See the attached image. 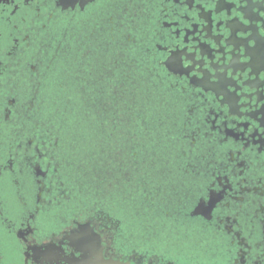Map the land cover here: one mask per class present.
I'll return each mask as SVG.
<instances>
[{
	"label": "flooded vegetation",
	"instance_id": "1",
	"mask_svg": "<svg viewBox=\"0 0 264 264\" xmlns=\"http://www.w3.org/2000/svg\"><path fill=\"white\" fill-rule=\"evenodd\" d=\"M18 3L19 7H15ZM212 5L216 7L213 9ZM241 17L248 23L244 24ZM0 18H5L13 39L20 38L23 44L22 37L27 34L35 41L32 48H26V54L17 53L0 64V91L6 104L16 107L15 124L20 126L6 134L15 138L34 135L35 142L43 144L59 132L66 141H74L76 147L82 143L87 146L84 152L72 151L66 162L69 167L62 169L82 186L68 185L74 195L66 207L60 208L64 219L54 225L55 232L47 239L50 248H58L61 238L67 243V235L73 229L61 232L65 224H74L75 230L84 234L81 243L91 242L104 260L164 264L168 256H176L169 264H179L184 256L177 249L191 254L211 253L218 248L212 231L180 213L181 182L187 178L178 168L174 166L172 173L154 176L145 183V172L150 171L145 160L150 159L155 142L164 145L174 131L177 109L189 114L191 109L196 110L202 122L196 136L207 140V144L212 141L201 135L205 128H218L221 136L226 135L237 146L247 144L232 164L243 172V183L235 171L226 179L221 175L219 182L223 186L219 194L231 199L233 209L229 211L238 209L243 218L253 216V223H258L255 204L264 200V69L259 73L256 69L264 55V0H181L179 7L171 0H119L88 21L63 17L50 32L37 31L40 21L28 4L0 0ZM129 30L137 40L136 44L128 41L129 48L139 54L131 65L116 54ZM110 37L120 38L109 44L106 54L120 72L115 91L107 85L102 87L101 75L110 67L107 60L97 59L91 72L79 67L92 59L80 55L85 48L98 45L104 53V42ZM167 52H179L192 62V71L182 73L181 78L187 76L189 89L201 88L202 94L175 100L174 90L165 92L163 86L153 87L149 77L153 54ZM33 61L43 75L34 70ZM161 95L165 99L171 96L175 103L161 102ZM80 129L84 135L78 137ZM216 134L212 132L213 136ZM188 140L186 136L181 143L187 146ZM207 144H201L200 155L183 158L180 167L211 170L208 165L216 157ZM82 154L86 155V165L81 161L79 164ZM219 170L224 171L222 165ZM117 178L122 181V190H128L125 185L137 190L144 185L147 195L138 194L135 202L127 206V218L115 234L111 230L97 234L89 227V217L94 225L107 221L110 214L114 222L120 214L109 207L106 195L109 182L114 183ZM165 179L170 182L166 184ZM255 212L259 213V209ZM236 219L224 217L225 225ZM262 235L264 231L257 228L251 237L243 231L234 236L235 264H264V248L248 243ZM116 244L120 247H114ZM36 247L10 248L8 255L37 264L33 259ZM161 252L163 255H158Z\"/></svg>",
	"mask_w": 264,
	"mask_h": 264
},
{
	"label": "snow or ice",
	"instance_id": "2",
	"mask_svg": "<svg viewBox=\"0 0 264 264\" xmlns=\"http://www.w3.org/2000/svg\"><path fill=\"white\" fill-rule=\"evenodd\" d=\"M21 2L35 9V19L40 21L37 31L50 32L52 26L63 17H68L72 21H88L94 16H98L109 6H114L119 0H21ZM171 2L177 7L181 4V0H171ZM196 2L199 3L200 0H196ZM15 7H19V3ZM215 7L212 5L213 9ZM185 13L191 15L187 9H185ZM109 15L111 14L109 13ZM4 20L5 18H0V64L5 63L8 58L17 55V53L26 54V48H32L35 43L27 34L22 37L23 44L20 38L13 39ZM241 20L244 24L248 23L243 17ZM261 35L264 36V33ZM119 40V37H116L115 40L110 37L109 41L104 42V53H101L98 45L92 44L80 53L85 59L92 58L88 60L87 64L82 62L79 66L88 72L92 71L93 64L97 59L107 60L110 67L106 74L101 75V80L104 82L102 87L110 86L113 91L116 89L115 81L119 79L120 72L111 63V57L106 54L109 51V44L119 42ZM123 40V47H120L116 54L122 59H126L129 65L134 64L139 54L132 51L128 44V41L131 44H136L134 32L132 30L125 32ZM36 51L38 52V48ZM191 63L179 52L153 54L149 69L153 87L159 89L160 86H163L165 92L174 90L175 100L202 94L201 88L189 89L188 84L185 83V80L188 79L187 76L181 78L182 73L192 71L189 67ZM32 64L38 75L44 74L37 66V62L33 61ZM65 64H67L66 61ZM253 67L256 66L253 65ZM260 69H264V55L260 57L259 68L256 69L258 73ZM44 71H48L47 67ZM142 75L143 73H141ZM261 78L264 79V76ZM199 83H203V81ZM175 100L171 96L167 99L163 95L160 96V101L167 105H173ZM13 105H15V101H13ZM15 115L16 107L7 105L4 94L0 91V264H28L27 259L10 257L9 249L23 250L33 245H37L33 249L36 252L33 259L37 261V264H90V248L83 246L81 241L84 234L76 231L74 224H65L61 229V232L69 228L73 229L67 235V243L61 238L60 246L56 249L50 248L47 243L52 232H55L54 225H58L64 219L60 208L66 207L72 201L74 193L68 185L74 184L77 188L82 186L81 182L72 179L70 172L62 170L69 167L66 163L68 155L72 151L79 153L81 149L76 147L74 141H66L59 132L43 144L36 143L34 135L21 138L9 137L6 131H11L13 127H20L15 124ZM212 123L215 124L216 121L213 120ZM224 126L226 127V125ZM172 128L174 131L166 137V143L161 145L159 141H156L149 152L150 159L145 160L148 169H150L145 172V183L154 176H164L166 172L172 173L174 166L178 168L187 178L181 182L183 195L180 200V213L198 222L202 228L212 231L217 238L218 245V248L213 249L211 253L200 251L188 254L177 249V252L184 256L179 260V264H235L233 245L236 241L234 236L243 231L245 236L251 237L257 228L264 231V215L259 214L264 213V200L255 204V209H259V213H256L254 209L255 220L258 223H253V216H248L245 219L238 209L229 211V209H233L231 199L224 198L219 194L223 186L219 182L221 175L226 179L230 173L235 171L240 182L243 183V172L237 171L232 167V164L236 160V154L243 153L247 144L235 145L226 135L221 136L218 128H205L201 133L203 137L212 141L211 144H207V140L198 139L196 133L200 132L202 122L195 109H191V114L177 109L173 116ZM213 131L217 133L215 136L212 135ZM186 136L189 138L187 146L181 143V140ZM202 143L207 144L215 153L216 159L208 165L211 170L195 169L190 171L187 165L180 167L183 158H193L201 154ZM49 144L51 148H49ZM25 145H29V147H25ZM241 158L243 159V157ZM221 165L224 168L223 172L219 170ZM42 167L43 170H41ZM33 168L36 169L35 172ZM76 171H79V166ZM169 182L168 179H165L166 184ZM121 183L119 178L114 183L110 181L106 191L109 207L120 214L114 217V222L110 214L107 221L94 225L89 217V227L93 232L101 234L111 230L115 234L117 229L122 227L123 220L127 218V206L135 202L138 194L147 195L144 185L138 190L125 185L128 190L124 191L121 189ZM128 184L130 185L131 181ZM261 196L264 197V193ZM228 216L238 219L225 225L224 217ZM56 235L59 237L60 233L57 232ZM248 243L264 248V235L256 240L250 239ZM114 247L119 248L120 244H116ZM45 249L47 251H44ZM244 251L247 252L248 248H244ZM24 255L27 256L26 253ZM158 255H163V253H158ZM140 259L143 260V257L141 256ZM176 259V256H168L164 264H169Z\"/></svg>",
	"mask_w": 264,
	"mask_h": 264
},
{
	"label": "water",
	"instance_id": "3",
	"mask_svg": "<svg viewBox=\"0 0 264 264\" xmlns=\"http://www.w3.org/2000/svg\"><path fill=\"white\" fill-rule=\"evenodd\" d=\"M83 246L86 248H90L91 254H90V264H130V263H124L120 261L115 260H104L101 256V254H98L96 249L92 246V243L89 241H83Z\"/></svg>",
	"mask_w": 264,
	"mask_h": 264
},
{
	"label": "rangeland",
	"instance_id": "4",
	"mask_svg": "<svg viewBox=\"0 0 264 264\" xmlns=\"http://www.w3.org/2000/svg\"><path fill=\"white\" fill-rule=\"evenodd\" d=\"M71 133H72V132H71ZM78 134H79L78 137H80L82 134L84 135V131H81V129H80V130L78 131ZM82 144H83V143H82ZM82 144L79 146V148L81 147V148H82V149L80 148L81 151L83 150V152H84V149L86 150V149H87V146H86V145H82ZM78 160H79V164H80V161H81V163H83V164H85V165L87 164V158H86V155H85V154H82L81 157L78 158Z\"/></svg>",
	"mask_w": 264,
	"mask_h": 264
}]
</instances>
